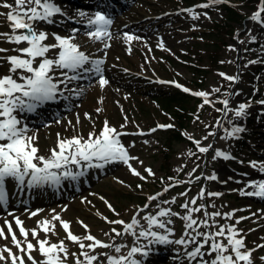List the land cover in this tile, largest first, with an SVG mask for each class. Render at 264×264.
<instances>
[{
  "label": "rangeland",
  "instance_id": "obj_1",
  "mask_svg": "<svg viewBox=\"0 0 264 264\" xmlns=\"http://www.w3.org/2000/svg\"><path fill=\"white\" fill-rule=\"evenodd\" d=\"M2 2L3 0H0V3ZM7 2L14 3V0ZM54 2L61 7L63 15L53 17L55 21L53 24L40 22L38 27L60 35L71 34L73 28L80 27L84 30L75 33V36L78 35V41L88 40L85 35L88 27L84 25L87 24L88 17L93 16L97 10H92L86 18H80L78 15L80 11H69L72 0ZM122 3L115 5L114 10H111L112 14L107 15L112 19L109 30L112 29L113 38L106 39L107 42L105 40L81 43L88 50L95 44L97 48L101 45L103 47L105 42L110 45L98 53L99 59L104 61L103 75L109 83L101 87L99 78L94 76L88 80H77L75 86L67 85V88H64L67 100L63 101L62 113L27 130V135L35 136L34 143L39 149L38 154L47 156L50 149L57 146L58 139H69L72 136H83L86 139L89 132L99 134L104 122L107 121L111 127L122 133L121 142L127 148L129 156L135 158L130 159L128 164L146 179L133 175L128 164L122 161L88 170L87 175L85 173L77 179L82 178L81 190H66L70 193L75 192L71 196L22 207L29 211H37L33 225L38 227L40 233L34 237L37 239L35 242H30L38 248V239H47L57 244L63 240L69 253L66 264H75V258L71 254L76 253L79 256L81 249L78 244L66 238L67 234L60 222L52 219L58 214L62 220L70 222V229L75 235L87 234L79 223L82 221L88 225L87 231L98 239L106 243L125 245L120 253H116L114 248H97V253L127 255L134 246L148 245V240L143 237L137 240L136 236L124 233L123 225L110 224L108 221L124 220L129 223L132 216L139 212L137 219L140 220V226L135 229L138 234L141 226L147 228L143 216L148 213L155 214L158 211L157 204L180 213V216L161 218L172 220V223L167 225L173 230L171 233H167L165 229L155 227L152 229L168 235L169 240L175 241L185 232V221L181 218L184 209L180 205L192 197H197L200 189L204 188L205 197L203 200L197 199V204L209 206L207 207L209 212L235 210L231 219L220 217L216 219L220 224H235L246 246L255 249L254 264H264L260 259L264 256V247H257L264 245V198L241 194V190H252L246 187L249 180L264 179V173H259L251 167V162L258 165L264 163V104L260 103L264 101V22L251 19L260 3L221 0L220 3L210 4L207 8L197 6L209 3V0H127ZM79 5L80 3L76 4ZM227 5L247 13L242 23H229L226 20L224 16ZM117 6L120 8L116 9ZM149 6L158 9L151 10ZM145 7L147 9L143 11ZM2 9L4 8L0 7V10ZM132 9L134 14L128 15ZM185 9L192 11H184ZM142 12L144 15L140 17ZM194 16L196 18H193ZM164 18L168 19L166 25L160 24V20ZM56 19L68 25L62 27V30L55 31L56 27L60 26ZM2 22L0 32H9L6 18L1 19L0 23ZM47 25H52L53 29H49ZM124 31L139 39L128 41ZM120 34H122L120 38L118 36L114 38ZM252 36H255V41L251 39ZM3 46L9 50L18 47L0 39V47ZM92 49L94 52L97 50L95 47ZM12 53L11 55L17 54ZM7 55L0 53V56ZM6 68L7 65L0 67V74H4ZM220 73L237 76L238 80L229 81ZM184 88L189 91L185 92ZM80 89L83 91L77 95ZM174 91L176 93L183 91V96H180L183 99L166 105V99ZM196 92L209 93L208 99L212 103L205 104L204 97L194 95ZM225 98L229 100L230 109L226 118L224 113L217 111L224 107L220 101ZM241 103L248 104L249 107L245 110V115L236 117L235 110ZM97 109L101 111L98 112ZM85 113L88 115L85 116ZM217 121H220V124ZM121 125L124 127L121 128ZM158 125L173 127L160 128ZM233 126L244 130L233 137L222 139L226 135L225 129L231 130ZM175 131L185 139L176 138ZM212 132L215 135H209ZM195 140L201 142V147L211 145L209 151L199 152ZM189 142L194 144L196 151L191 150ZM239 142L241 145L238 148ZM217 150L226 153L229 158L216 157ZM167 151L168 155L165 156ZM189 151L194 155H189ZM149 168L155 173L154 176L145 171ZM212 175L217 178L207 179ZM169 177L174 179L169 180ZM196 177L200 179L197 180ZM86 179L94 180L84 184L83 180ZM179 181L184 183H178ZM168 184L175 186L156 201L147 200L149 195L163 192ZM21 191L14 199L24 201L20 196ZM209 191L220 192L222 195L209 197L207 196ZM58 192L62 193L63 189H58ZM180 193L187 195L181 196ZM173 197H176L174 204L160 203L162 200L171 201ZM105 200L115 211L108 208ZM145 204H149L146 209L143 208ZM213 204L215 208L210 207ZM194 216L202 219L203 212ZM104 217H107V220ZM240 217L246 219L240 220L237 224L236 221ZM46 219L55 225L53 231L48 233H45L38 224L39 221ZM113 228L123 234L115 236L111 231ZM199 230L206 231L203 227ZM83 242L89 243L86 240ZM26 246L25 244L24 247ZM16 248L15 253L22 255ZM147 250L149 254L146 257L136 254L134 258L142 260V264H188L182 245L154 244L149 245ZM33 255L38 260L43 259L38 251L33 252ZM28 263L30 262H26ZM0 264H10V260L2 261ZM192 264L196 262L193 261Z\"/></svg>",
  "mask_w": 264,
  "mask_h": 264
},
{
  "label": "snow or ice",
  "instance_id": "obj_2",
  "mask_svg": "<svg viewBox=\"0 0 264 264\" xmlns=\"http://www.w3.org/2000/svg\"><path fill=\"white\" fill-rule=\"evenodd\" d=\"M221 0H209V3L198 5L197 7L207 8L210 4L220 3ZM0 7L8 9L6 12H0V16H4L10 28L9 32H0V39L8 43L17 45L11 51L17 53L14 55L0 56V61H4L7 65L6 72L0 74V205H7L6 180L11 178L17 182L18 186H24L27 183L29 188L50 185L60 186L62 180L71 179L75 181L78 177L85 174V170L89 168H103L106 164L115 161H122L128 164L130 157L127 148L121 142L122 133L115 127H111L107 121L104 122L103 128L99 134L89 132L85 139L83 136H72L69 139H58L57 146L50 149V155H39V149L35 146V136L27 135V127L16 113L33 112L36 108L47 101L57 99V94L63 95L60 85L67 88L68 83L76 80H88L92 77L99 78L101 87L107 85L109 81L103 75L104 61L99 58H94L92 55L82 50L79 43L75 42V33L79 31L76 28L72 29L70 35L64 36L57 33H49L38 27L40 22L46 24L55 23L53 17L61 14L62 10L54 0H14V3H8L3 0ZM184 11L191 12L192 9ZM264 14V0H260L258 10L251 16L253 21H262ZM80 17L88 16L87 13L81 11L78 13ZM193 18H196L195 16ZM71 19V18H69ZM112 24V19L103 12L97 11L93 16L87 19L88 30L85 35L93 41L110 40L112 34L109 31V26ZM124 36L128 41L139 39L125 32ZM251 39L255 41V36ZM54 41V42H51ZM243 43V42H241ZM110 45L104 43L106 49ZM10 51L7 48L0 47V53ZM256 63V61H249ZM0 64V67H3ZM229 81L238 80L237 76H226L225 73H220ZM179 86V85H178ZM83 89H80L76 94L79 95ZM185 92L189 89L184 88ZM219 91V89H214ZM194 95L204 97V103H212L209 99V93L196 92ZM65 99H67L65 97ZM223 108L217 109L224 113L225 118L229 109V100L225 98L220 101ZM264 104V101H260ZM249 107L248 104L241 103L235 110V116L241 117L245 115V110ZM101 111V109H97ZM88 114L85 113V116ZM90 118V117H89ZM198 119V117H197ZM79 123V119L77 120ZM220 124V121H217ZM229 123H232L229 121ZM222 126V125H221ZM124 126L121 125V128ZM160 128H171L173 125H158ZM244 129L238 126H233L231 130L225 129L226 135L222 139L233 137L242 132ZM155 131V129H152ZM59 135V134H58ZM209 135H215L214 132ZM192 139V137H189ZM207 139V137H204ZM198 151L206 153L211 145L201 147L200 141L195 140ZM189 155H194L189 151ZM216 157L229 158L222 151H216ZM214 157V159L216 158ZM71 166H76L81 171H73ZM133 175L146 179L141 176L135 168L128 164ZM251 167L259 173H264V163L259 165L256 162H251ZM149 175L154 176L155 173L149 168L145 170ZM179 171V169L177 170ZM195 171V169H193ZM247 175V174H246ZM191 176V173H189ZM27 178V181H26ZM217 177L212 175L207 177L209 180H215ZM169 177V180H173ZM200 179V177H196ZM190 182V181H189ZM178 183H184L179 181ZM175 184H168L164 187L163 192H158L155 195H149V202L156 201L159 197L174 187ZM140 187V185H137ZM252 190H241L242 195L250 197L264 198V179L249 180L246 185ZM181 196H186L187 193H180ZM220 192H207L209 197H219ZM205 197V189L201 188L197 197H192L180 207L184 209V215L181 217L184 221V235L175 241L169 240L168 235L161 234L158 231L152 230L154 227L165 229L167 233L173 230L167 225L172 223L169 216H180V213L173 212L170 207H161L157 204L158 211L155 214L148 213L143 216L147 222V228L140 227L137 234L135 229L140 226V220L137 212L131 218V222L126 223L124 220L108 221L110 224H118L124 226V233L131 234L139 238L143 237L148 240V245L144 247H132L127 255H110L107 252L97 253V248L109 249L114 248L116 253L121 252V248L125 245L114 243H106L90 233L88 225L82 221L79 223L86 230L84 236L75 235L70 229V222L62 220L58 214L52 217L53 220H58L67 234V239L79 245L81 252L79 256L76 253L71 255L75 258V264H142V260L134 258L136 254L146 257L148 246L154 244H171L175 243L184 246V257L188 260V264L193 261L196 264H254L253 253L255 249H249L243 236L235 224H220L217 217L231 219L233 212H221L219 210L209 212L207 205L197 204V199L203 200ZM104 199V197H100ZM176 197L171 201L162 200L161 204H174ZM108 208L115 211L112 205L105 200ZM149 204L143 206L148 208ZM215 208V204L210 205ZM39 211V210H38ZM55 211V210H53ZM142 212L143 209H140ZM203 212V218H196L194 214ZM32 216L37 215V212H32ZM107 220V217H104ZM246 217H240L236 223ZM7 225L8 233H11L13 244L19 249L22 255H18L11 248L4 247L0 249V262L9 261L10 264H66L68 249L61 240L59 244L51 243L47 239H38V248L36 245L27 241L29 230L23 226V221L19 217L15 218V223L19 227V232L25 237L26 248L21 246V242L17 239L16 233L13 231L12 224L7 220L4 222ZM40 228L48 233L53 231L55 225L51 224L50 220L38 222ZM203 227L206 231H200ZM31 235L37 237L39 233L36 229H32ZM115 236H121L123 233L117 229H111ZM108 235V233H105ZM0 237L5 236V229L0 227ZM89 241L85 244L83 241ZM115 240V237H113ZM264 247V245H257ZM190 249V250H189ZM38 251L43 257L38 260L33 252ZM63 254V255H61ZM80 257H83L81 259ZM103 258V259H102ZM264 261V256L260 257Z\"/></svg>",
  "mask_w": 264,
  "mask_h": 264
},
{
  "label": "bare ground",
  "instance_id": "obj_3",
  "mask_svg": "<svg viewBox=\"0 0 264 264\" xmlns=\"http://www.w3.org/2000/svg\"><path fill=\"white\" fill-rule=\"evenodd\" d=\"M148 8L151 9V10H155V11L158 9L155 6H153V7L149 6ZM145 9H147V8L145 7L143 9V11ZM6 11H8V9H2V10H0V12H6ZM132 14H134V13H132ZM142 15H144V12H142L140 14V17ZM135 17H137V13H136ZM1 19H5V17L4 16H0V20ZM167 20H168L167 18L161 19L160 20V24L166 25ZM0 26H3V22L0 23ZM87 39L88 40H85V41H83V40L78 41V38H75V42H77V43H82V41L83 42H86V41L91 42V41H89V38L88 37H87ZM85 44H87V43H85ZM93 47H94V45H93ZM96 52L98 53L100 51L97 49ZM3 65L6 66V63L4 62ZM48 155H50V153H48L47 156ZM70 167L73 168V166H71V165H70ZM65 181L66 180H62L61 183L65 182ZM6 184H7V180H6ZM63 185H64L65 188H71V187L74 186V185H72L70 183H68V184L64 183V184H62L60 186H63ZM21 203L22 202H19V204H21ZM16 208H22V207L21 206H16ZM32 212H37V211H29L28 209H21V210H18V211L12 210V211L8 212L7 214H4V215H1L0 216V227H4V229H5V236L7 237V239H5L4 237H0V249H3L4 247H8V248H11L14 253L16 252L14 250L16 248V245L13 244V242H12L11 233H8V231H7V225L4 223L5 220H7L9 223L12 224V228H13V231L16 233L17 239L21 242L22 247L25 246V244H26L25 237L23 235H21V233L19 232V227L15 223V218L16 217H19V219L23 221V226L25 227V229L29 230V235L27 237V241H31V242L34 241L35 242L37 240L36 238H34V236L31 235V231H30L32 229H36L37 232L40 233L38 227L35 226V225H33V218L35 216H32L31 215ZM16 249H18V248H16ZM28 264H30V263H28Z\"/></svg>",
  "mask_w": 264,
  "mask_h": 264
},
{
  "label": "trees",
  "instance_id": "obj_4",
  "mask_svg": "<svg viewBox=\"0 0 264 264\" xmlns=\"http://www.w3.org/2000/svg\"><path fill=\"white\" fill-rule=\"evenodd\" d=\"M247 1H248V4L254 3V2H259V0H247ZM246 16H247V13L236 9L233 6H229V5L226 6V14L224 17L226 18V20L229 23H231V22L242 23L243 20L246 18ZM181 94L177 95V96H179L180 100L183 99L182 97H180V96H183ZM176 100H177L176 95H174L170 98V101L166 105H169L172 102H176ZM174 134L176 135V138L183 139V136L179 132L178 133L174 132ZM191 147H192V151H196L194 144L191 143Z\"/></svg>",
  "mask_w": 264,
  "mask_h": 264
}]
</instances>
